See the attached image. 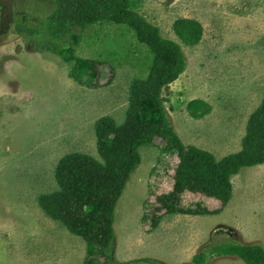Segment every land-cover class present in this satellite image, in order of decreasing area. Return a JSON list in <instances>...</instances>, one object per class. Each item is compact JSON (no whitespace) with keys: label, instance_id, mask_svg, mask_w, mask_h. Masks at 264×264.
I'll list each match as a JSON object with an SVG mask.
<instances>
[{"label":"rangeland","instance_id":"rangeland-1","mask_svg":"<svg viewBox=\"0 0 264 264\" xmlns=\"http://www.w3.org/2000/svg\"><path fill=\"white\" fill-rule=\"evenodd\" d=\"M133 3L165 38L180 43L188 58L187 70L164 92L182 141L218 160L240 152L250 118L264 100V0ZM54 7V0H0V264L86 262L87 242L49 216L40 196L59 189L55 172L67 155L102 161L99 120L126 121L133 82L146 77L151 65L149 48L126 26L111 24L100 34L96 26L83 32L77 54L102 60L96 66L98 80H76L74 60L45 49L41 35L17 31L20 23L40 27ZM179 19L203 25L198 45L186 46L176 35ZM195 99L209 103L212 112L194 119L187 105ZM140 153L142 164L116 213L114 255L119 263L146 264L137 260L149 258L190 264L218 234L222 240L264 247V164L232 178L233 198L220 213L170 215L159 209L157 196L173 190L178 158L161 139ZM180 207L218 211L222 204L186 192ZM154 215L162 216L158 226ZM208 264L246 263L228 257Z\"/></svg>","mask_w":264,"mask_h":264},{"label":"trees","instance_id":"trees-1","mask_svg":"<svg viewBox=\"0 0 264 264\" xmlns=\"http://www.w3.org/2000/svg\"><path fill=\"white\" fill-rule=\"evenodd\" d=\"M54 2L53 12L40 27H24L20 23L17 31L20 35H41L45 49L67 62L74 60L78 65L76 80L91 84L99 76L96 66L102 60L77 54V47L85 40L83 32L88 28L99 26L95 31L100 34L102 27L124 25L140 44L149 48L147 58L151 65L146 77L133 82L126 121L117 125L112 118H103L97 124L102 161L80 153L67 155L55 172L59 189L40 196V206L49 216L87 242L89 255L84 264H123L114 255L116 213L129 182L142 164L140 149L161 139L178 158L173 190L157 196L160 210L170 215L220 213L233 198L232 178L245 168L264 164V100L250 118L242 150L218 160L211 152L182 141L165 105L164 92L188 67V58L180 43L165 38L157 26L134 10L133 0ZM174 30L186 46L198 45L204 35L203 25L194 19L177 20ZM130 62L134 65V59ZM187 110L199 120L213 109L203 99H195L188 103ZM186 192L218 201L222 208L218 211L182 209L180 202ZM161 219L162 216L154 215V226ZM218 235L190 264H208L213 259L228 257H237L246 264H264L262 245L222 240ZM109 250H112L110 254ZM137 262L165 264L149 258Z\"/></svg>","mask_w":264,"mask_h":264}]
</instances>
